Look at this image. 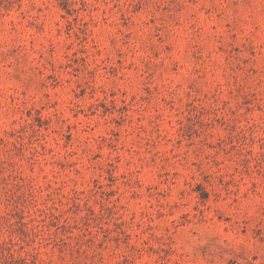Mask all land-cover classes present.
<instances>
[{"label": "rangeland", "instance_id": "rangeland-1", "mask_svg": "<svg viewBox=\"0 0 264 264\" xmlns=\"http://www.w3.org/2000/svg\"><path fill=\"white\" fill-rule=\"evenodd\" d=\"M0 264H264V0H0Z\"/></svg>", "mask_w": 264, "mask_h": 264}]
</instances>
